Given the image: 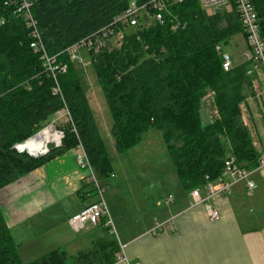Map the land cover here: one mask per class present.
<instances>
[{
    "label": "trees",
    "instance_id": "1",
    "mask_svg": "<svg viewBox=\"0 0 264 264\" xmlns=\"http://www.w3.org/2000/svg\"><path fill=\"white\" fill-rule=\"evenodd\" d=\"M131 1L150 0H32V12L48 52L67 64V72L57 77L58 83L92 168L102 178L111 177L113 163L74 62L63 52L108 25ZM250 1L264 40V0ZM17 4V0H0V190L55 156L76 150L79 142L72 125L63 124L62 144L51 146L47 155L31 157L16 148L46 128L64 107L60 97L53 95L54 79L31 48L33 39ZM171 12L178 29L174 30L170 19L164 25L135 29L122 45L89 58L112 114V134L119 154L126 155L149 132L157 130L180 186L192 192L204 190L208 181L219 178L230 156L248 171L259 167L264 138L248 104L262 97L257 98L247 75L249 64L234 63L228 72L223 68L226 48L238 36L245 38L234 5L209 14L198 0H187L173 6ZM208 97L213 99L218 117L204 126L201 109ZM55 136L49 131L47 140ZM43 137L27 147L39 151ZM92 187L97 195L93 183ZM106 221L104 218L99 226L110 234ZM119 253L112 235L77 257L56 250L30 264H114ZM0 264H24L1 207Z\"/></svg>",
    "mask_w": 264,
    "mask_h": 264
},
{
    "label": "crops",
    "instance_id": "2",
    "mask_svg": "<svg viewBox=\"0 0 264 264\" xmlns=\"http://www.w3.org/2000/svg\"><path fill=\"white\" fill-rule=\"evenodd\" d=\"M244 43L243 53L245 38ZM261 97L256 102L249 100L248 105L264 138V95ZM262 142L259 148L264 160V139ZM76 155L74 149L55 156L0 190V207L24 264L56 250L77 257L112 235L120 247L114 264H264V195L259 188L249 192L245 184L237 185L230 197L198 206L177 177L173 187L178 191L161 196L163 192L157 195L144 190L139 206L120 208L114 196L107 200L104 193L114 232L110 235L101 226L75 232L70 219L99 200L90 174L79 169ZM94 174L101 186L120 190L114 167L111 177L102 178L95 170ZM254 174L264 180V168ZM208 207L219 212L218 220H210ZM158 226L162 228L154 232Z\"/></svg>",
    "mask_w": 264,
    "mask_h": 264
},
{
    "label": "built area",
    "instance_id": "3",
    "mask_svg": "<svg viewBox=\"0 0 264 264\" xmlns=\"http://www.w3.org/2000/svg\"><path fill=\"white\" fill-rule=\"evenodd\" d=\"M18 12L24 17L27 28L30 30L33 43L31 48L38 53L44 64L46 73H48L55 81L53 95L59 96L63 102V109L59 111L51 123L47 126L48 129L42 133H38L25 144L19 145L16 148L19 151L27 152L34 157L45 156L49 153L51 146L58 147L62 144L64 133L60 127L63 124H71L73 132L78 138V145L76 148V162L81 171L90 174V181L94 184L99 200L86 206L80 213L74 215L69 223L73 230L77 233L83 231L87 226H99L101 221L106 218L105 226L111 229L113 233L112 223L109 219V211L104 201L105 190L99 184L88 154L84 145L78 137V133L73 123L71 113L65 103L62 89L58 83V75L67 72V64L63 63L59 55H50L47 47L42 39V35L38 26V22L34 18L32 8V0H17ZM187 0H150L145 3H137L131 1L128 8L122 13L118 14L113 20L95 34L83 39L74 45L67 48L63 53L70 58L72 62L84 64L83 55L93 56L104 52L105 50L120 46L125 41L126 37L132 30L149 28L154 24L164 25L167 19L173 22L174 30L178 29L179 24L176 22L175 16L171 12V8L175 5L183 4ZM202 9L206 12L214 13L219 10L230 9L232 5L235 6L236 11L240 17L243 32L245 35L247 49L243 53V62L249 64L247 75L252 78V87L257 98L264 95V40L260 34V27L258 24V16L250 0H198ZM223 68L226 72L234 67V60L232 56L225 52L223 53ZM241 108L244 110V106ZM45 129V128H44ZM43 129V130H44ZM53 132L55 138L49 137L44 141L40 151L32 150L28 146L30 142L35 141L40 135ZM51 134V133H50ZM54 136V135H53ZM264 168V160L261 158L259 167L254 171H248L239 165L233 156H230L224 167L223 174L214 181H208L205 191L196 189L192 191L194 199V206L203 205L205 202H210L212 199L220 197H230L237 185L245 184L249 192L257 190L258 185L252 179L256 171H261ZM209 178H207L208 180ZM171 203V200L167 203ZM208 216L211 221L219 219V212L214 208L208 207ZM162 226L156 227V230L161 229Z\"/></svg>",
    "mask_w": 264,
    "mask_h": 264
},
{
    "label": "rangeland",
    "instance_id": "4",
    "mask_svg": "<svg viewBox=\"0 0 264 264\" xmlns=\"http://www.w3.org/2000/svg\"><path fill=\"white\" fill-rule=\"evenodd\" d=\"M245 48L244 38L238 36L226 50L232 56L234 62L239 63L243 60ZM82 57L85 65L74 62V67L81 88L86 94L104 149L116 171L117 182L122 185L118 187V189L120 188L119 191L117 189L109 190L108 187L102 186L107 200H109L110 196H114L117 200L115 204L120 206V208H126L142 205V191L144 190L155 191L157 195L163 192L161 196H168L169 193L173 194L177 190L173 187V181L174 179L176 180L177 176L169 152L163 143L161 133L157 130L149 132L139 146L124 156L120 155L116 149V142L112 134V114L99 84L94 65L91 63L89 56L85 55ZM207 100L203 103L201 109L204 126L214 123L218 117L213 99L208 97ZM46 129L48 127L41 130V133ZM252 179L257 183L259 191L264 195V184L260 175L254 174ZM179 192H183L181 188H179Z\"/></svg>",
    "mask_w": 264,
    "mask_h": 264
},
{
    "label": "bare ground",
    "instance_id": "5",
    "mask_svg": "<svg viewBox=\"0 0 264 264\" xmlns=\"http://www.w3.org/2000/svg\"><path fill=\"white\" fill-rule=\"evenodd\" d=\"M48 132H49V131H48ZM48 132H47V133H48ZM47 133L45 132L44 134L40 135V137H41V136H44L43 139H42V141H41V142H42V145H43L44 141L47 140ZM41 149H42V147H41ZM41 149H40V150H41ZM40 150H39V151H40Z\"/></svg>",
    "mask_w": 264,
    "mask_h": 264
}]
</instances>
